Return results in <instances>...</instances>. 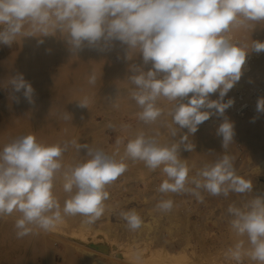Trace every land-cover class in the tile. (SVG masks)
<instances>
[{
  "label": "clouds",
  "instance_id": "clouds-1",
  "mask_svg": "<svg viewBox=\"0 0 264 264\" xmlns=\"http://www.w3.org/2000/svg\"><path fill=\"white\" fill-rule=\"evenodd\" d=\"M257 23H264V0H0V44L60 33L76 53L85 47L109 49L119 41L127 46V59L139 54L144 65H152L147 71L135 63L129 66L134 73L129 77L134 86L130 97L139 108L136 116L143 127L126 142L124 135H118L113 153L75 137L45 144L31 133L0 148V217L19 214L16 237L36 230L50 232L70 216L82 217L84 225L94 224L106 211L108 187L127 171L129 162L159 169L165 177L156 189L158 212L168 213L176 206L166 198L169 193L188 194L200 203L205 193L225 198L230 193H253V182L237 174L235 157L227 153L235 135L230 119L225 117L217 128L223 154L205 162L194 175H189L181 146L194 151L189 135L210 119L213 113L208 110L223 116L234 104V99L225 102L224 97L241 79L248 52L264 51V42L251 40L249 46L234 33L253 29ZM96 79L93 73L88 83L95 85ZM8 83L33 102L34 89L23 74ZM217 92L219 98L210 99ZM161 100L171 106L161 107ZM89 103L84 97L79 107L89 109ZM256 111L264 113V98L258 99ZM62 118L72 119L68 112ZM107 127L118 130L113 124ZM161 128L171 142L161 141ZM130 129L129 124L119 126L121 133ZM182 129L188 132L176 140ZM82 149L86 154L80 159L65 162V153ZM58 180L63 181V203L55 192ZM226 216L236 239L225 250V260L264 264V196L229 204ZM119 217L132 232L143 223L134 208L120 211ZM135 258L140 260V254Z\"/></svg>",
  "mask_w": 264,
  "mask_h": 264
},
{
  "label": "rangeland",
  "instance_id": "rangeland-1",
  "mask_svg": "<svg viewBox=\"0 0 264 264\" xmlns=\"http://www.w3.org/2000/svg\"><path fill=\"white\" fill-rule=\"evenodd\" d=\"M29 37H17L14 44L18 47L27 45L30 49L31 47L34 49V46L36 48L38 41L33 36ZM53 44L51 43L50 47ZM91 50L85 47L69 54L68 63L71 68L76 61V64H86L87 70L76 73L72 70L74 74L71 71L68 77L64 73L51 72L59 60L56 56L45 55L46 57H41L43 59H37V62L31 55L17 58V63L24 66L22 74L25 80L29 79L34 89L32 97L34 105L27 103L23 90L22 93L13 91L8 81L15 76H4L6 82H3L4 79L1 80L0 92L14 93L13 95L24 99L23 104L20 103L21 105L16 108L4 106L2 108L0 104V125L7 121L5 130L0 131V148L19 136L40 133L61 141L75 137L82 144L88 143L103 148L111 154L115 151L118 135H124L126 142L131 133H134L138 127H143L136 116L139 108L130 97V91L134 86L128 78L134 73L129 66L133 63L141 64L143 70L147 71L152 67L151 62L147 64L150 66H145L139 54L132 60L127 59V46L119 41H113V46L109 49ZM112 58L118 60L120 65H115L111 61ZM93 73L97 78L95 85L88 83ZM70 79L79 81L87 91L67 92L65 86ZM237 84L238 82L224 97L225 102L229 98L234 99V104L226 109L222 121L226 117L234 123L235 137L227 153L235 157L234 166L237 174L254 181H252L253 190L255 188L253 193L245 196L230 193L227 198L205 193L203 203L188 194L169 193L166 198H172L176 206L171 212L162 213L155 210V204L160 198L156 189L165 177L161 175L159 169L152 171L143 163L129 162L127 171L108 187L110 198L106 202V211L92 225H84L80 216H70L50 232L36 230L18 239L14 224L19 214L14 212L0 218V264H156L155 256L159 252L161 256H158L157 261L163 255L162 258L165 255L172 258L168 261L166 256L165 260L168 263L165 264H170L169 262L171 264H234L224 258L225 250L236 239L229 228L225 211L233 202L240 204L244 199L251 198L254 193V196H259L261 189L256 186L255 181L264 180V137L260 135L264 131V113L256 111V101L264 98V95L258 98H255L254 94L247 96ZM62 93L64 94L61 95ZM57 95H61L60 98ZM212 95L210 94V97ZM40 96L43 97L39 98ZM84 97L90 100L89 109L79 107V100ZM184 102L187 103V100ZM159 104L165 109L171 106L165 100L159 101ZM26 106L30 108H25ZM65 112H68L72 119L64 120L62 117ZM6 115L8 118L4 121ZM253 118H255L254 122ZM109 124L116 125L118 130L113 132L107 127ZM121 124L131 125L129 133L119 131ZM50 125L51 127H48ZM198 130L196 134L189 135L190 142L196 147L194 151H186L181 146V156L190 166L189 175H194L205 162L214 161L224 152L222 137L217 135V128L212 123L211 117L200 124ZM160 131V139L163 138L161 141L171 142L166 129L161 128ZM187 132V129H182L175 139L179 140L180 136ZM4 133L9 134L10 137ZM122 152L123 145L120 146V153ZM85 154L84 149L80 153L72 150L65 153L64 160L73 162ZM62 183V180H58L55 186L56 195L61 203L65 198ZM133 208L139 212L144 221L141 228L135 232L129 231L119 217L120 211ZM46 240L48 242H45ZM49 242L54 249L48 246ZM152 251L157 253L152 254L155 258L151 255ZM149 252L154 263L150 262V258L149 261L145 260ZM137 253L140 254V260L135 258ZM91 257L92 263L88 259ZM165 260H160L157 264H162ZM244 264H249V261L245 260Z\"/></svg>",
  "mask_w": 264,
  "mask_h": 264
},
{
  "label": "bare ground",
  "instance_id": "bare-ground-1",
  "mask_svg": "<svg viewBox=\"0 0 264 264\" xmlns=\"http://www.w3.org/2000/svg\"><path fill=\"white\" fill-rule=\"evenodd\" d=\"M234 36L247 43L249 46L251 45V40H258V41H261V42H264V23H257L253 29H248V30H238L234 33ZM36 38V41H38V46L35 48L34 46V49H31L29 47H27V45L25 47H18L16 46L13 42L11 45H5V44H0V84H1V80L4 79V76H9V77H12V76H17L18 74H22L23 72V67L22 65L18 64L17 63V58H19V56H26V55H31L33 57H35L36 59V62H37V59L45 56V55H48V56H56L59 58L58 60V63L55 64V67L53 69V71H51L52 73H64L66 77H68L70 74L71 75V71L73 70L75 73L78 72V71H85V69L87 68V65L86 64H82V63H78L76 64V61H75V64L74 66L71 68L70 64L68 63V56L70 53H72V51L69 49V46L67 44V41L66 39L60 34V33H56L55 35H49V36H33ZM32 37V38H33ZM30 38V37H29ZM63 40L65 39L64 41H60V40ZM43 41L42 43H39V41ZM54 42V44H53ZM31 43L33 44V42L31 41ZM53 44V46L50 47V44ZM19 45V43H18ZM88 49V48H87ZM93 50V49H92ZM91 50V51H92ZM94 51V50H93ZM96 51V50H95ZM84 52V51H83ZM97 52V51H96ZM78 55V54H77ZM93 56V54H92ZM46 57V56H45ZM78 57V56H77ZM124 57V56H123ZM95 58V57H93ZM142 58V57H141ZM43 59V58H41ZM80 61V60H79ZM115 65H120L119 61L115 60L112 58L111 60ZM128 63V62H127ZM126 63V64H127ZM123 64V63H122ZM91 65V64H90ZM141 65V64H140ZM114 66V65H112ZM145 66H150V65H145ZM37 67V66H35ZM90 68V66H89ZM26 69V68H25ZM24 69V70H25ZM113 69V68H111ZM115 69V68H114ZM113 69V70H114ZM122 69V68H121ZM87 70V69H86ZM72 71V72H73ZM83 71V72H84ZM74 72L72 74H74ZM124 73V72H123ZM129 73V72H128ZM83 74V73H82ZM129 75V74H128ZM126 76V74H125ZM8 78V77H7ZM5 81L3 82H6V79H4ZM129 80V78H128ZM69 82H66V86H65V89L67 92H70V93H75V92H86L87 89L77 80H68ZM126 81V80H125ZM124 81V82H125ZM28 82H29V79H28ZM39 82V81H38ZM83 82V81H82ZM123 82V83H124ZM3 84V83H2ZM35 84V83H34ZM37 84V83H36ZM125 84V83H124ZM130 84V83H129ZM238 84H239V87H241L242 89V92L245 94V95H255V98H258V96H262L264 95V51H261L259 53H257L256 51L254 50H250L247 54V57H246V62L242 68V76H241V79H240V82L238 81ZM237 84V85H238ZM241 84V85H240ZM38 85V84H37ZM85 85V83H84ZM90 86V85H89ZM21 92V91H20ZM91 92V91H90ZM22 93V92H21ZM69 93V94H70ZM14 94V93H13ZM13 94H5L3 92H0V104L2 105L1 107L3 108V106L5 108H16L20 103L23 104V99H20L19 97L13 95ZM64 93H62L61 95H63ZM66 94V93H65ZM84 94V93H83ZM82 94V95H83ZM60 95V96H61ZM67 95V94H66ZM81 95V96H82ZM85 95V94H84ZM190 95V94H189ZM58 96V95H57ZM60 96H58L60 98ZM43 97V96H42ZM41 96L39 98H42ZM66 97V96H65ZM64 97V98H65ZM263 97V96H262ZM68 98V97H67ZM219 98V94L218 92L217 93H214L212 95V97H210V99H218ZM252 98V97H251ZM26 99V98H25ZM39 99H37L38 101ZM41 100V99H40ZM249 100H251L249 98ZM26 100H24V103H25ZM66 101V100H65ZM64 101V102H65ZM40 102V101H38ZM63 102V103H64ZM163 102V101H162ZM254 102V101H253ZM257 102V101H256ZM29 103V101L27 102ZM20 104V105H21ZM34 105V103H32ZM61 104V103H60ZM256 104V103H255ZM25 105V104H24ZM27 105V104H26ZM64 105V104H63ZM127 105V103H126ZM61 106V105H60ZM170 106V105H169ZM128 107V106H127ZM254 107V106H253ZM4 108V109H5ZM25 108H30L28 106H26ZM231 110V109H230ZM234 111V109H232ZM255 110V109H254ZM210 112H212L213 114L211 115V119H212V123L216 126V128H218L217 126H219L220 123H222V116L219 115L218 113H216V111L214 109H210L209 110ZM258 113V112H257ZM13 114V113H12ZM228 114V113H227ZM251 114V113H250ZM261 115V114H260ZM263 115V114H262ZM235 116V115H234ZM3 117V116H2ZM253 117V116H252ZM8 118V116L6 115V117H4V121H6ZM13 118V117H12ZM11 118V119H12ZM6 119V120H5ZM264 119V118H263ZM261 119V120H263ZM10 121V120H9ZM264 121V120H263ZM262 121V122H263ZM6 125H7V121L1 126L0 125V131L3 132V130H5L4 128H6ZM137 125V124H136ZM202 125V124H201ZM205 126V125H204ZM207 126V125H206ZM48 127H51L48 126ZM71 127V126H69ZM208 128V126H207ZM210 128V127H209ZM206 130V129H205ZM199 131V130H198ZM215 131V130H213ZM28 132V131H27ZM68 133V132H67ZM210 133V132H209ZM208 133V134H209ZM5 134V133H4ZM26 134V133H25ZM34 134V133H33ZM64 134V133H63ZM196 134V133H195ZM202 134V133H201ZM204 134V133H203ZM207 134V135H208ZM6 135V134H5ZM9 134H7L6 136L7 137H10V135L8 136ZM37 138L38 141H40L41 143H45V144H52V143H56V142H60L61 140L57 138H50L43 135V134H40V133H35L34 134ZM61 135V134H60ZM262 137H264V131L261 132L260 134ZM59 136V134H58ZM178 136V135H177ZM204 136V135H203ZM217 136V135H216ZM167 137V136H166ZM194 137V136H193ZM235 137V135H234ZM260 137V136H259ZM168 138V137H167ZM163 139V138H161ZM166 139V138H165ZM168 140V139H167ZM171 140V139H170ZM206 142V141H205ZM208 142V141H207ZM205 146V145H203ZM202 146V147H203ZM196 148V147H195ZM253 148V147H252ZM235 149V148H234ZM235 151V150H234ZM242 152V151H241ZM257 154V153H256ZM261 157V156H260ZM244 158V157H243ZM243 160V159H241ZM257 161V160H256ZM247 166V165H246ZM248 167V166H247ZM254 170V169H253ZM250 174V173H249ZM262 176V175H261ZM257 178V177H256ZM255 180V179H254ZM258 180V178H257ZM253 181V180H251ZM254 182V181H253ZM255 184H257L256 186L261 189V192L259 194V196L263 195L262 194V191H264V180H258L255 181ZM255 186V185H254ZM255 186V187H256ZM255 191V188L253 190V192ZM255 194V193H254ZM253 194V195H254ZM257 196V195H255ZM243 200V199H242ZM245 200V199H244ZM213 201V200H212ZM224 210V209H223ZM226 212V211H225ZM224 212V213H225ZM195 213V212H194ZM209 213V212H208ZM2 218V217H0ZM3 220V219H1ZM5 220V219H4ZM203 221V220H202ZM144 222V221H143ZM217 223V222H216ZM1 225V224H0ZM143 225V223H142ZM146 225V223L144 224ZM149 225V224H148ZM217 226V225H216ZM219 226V225H218ZM147 227V226H146ZM205 227V226H204ZM20 239V238H19ZM45 242H48L47 240ZM45 244H48V243H45ZM48 246L51 248V249H54L53 246H50V242L48 244ZM18 248V247H17ZM69 252V251H68ZM147 252V250H146ZM70 253V252H69ZM145 253V252H144ZM155 253V251H152L151 252V255ZM147 254V253H145ZM157 253H155L156 255ZM154 255V256H155ZM161 256L160 252L158 253V255H156L154 258H155V262L156 264L157 263H160V260L163 261L165 260L166 256L164 258H159L158 261L156 260L158 258V256ZM208 255V254H207ZM4 256V255H3ZM141 256H142V253H141ZM149 256H150V252H149ZM147 255V258L145 259L146 261H149V258H150V262L151 263H154L153 261V258H152V261H151V257H149ZM5 257V256H4ZM33 257V256H32ZM85 256H83L84 258ZM146 256H144L145 258ZM171 258L169 256H167V260ZM3 259V258H2ZM87 259V258H86ZM92 259L91 258H88ZM163 259V260H162ZM172 259V258H171ZM170 259V260H171ZM176 259V257H175ZM167 260H165V262H162V264H165V263H168L166 262ZM73 261V260H72ZM169 261V260H168ZM172 261V260H171ZM75 262V261H74ZM174 262V261H173ZM92 263V261L90 262ZM171 264V262H169ZM200 263V262H199ZM9 264V263H8ZM110 264V263H109ZM113 264V263H111ZM115 264V263H114ZM155 264V263H154ZM172 264H175V263H172ZM198 264V263H197Z\"/></svg>",
  "mask_w": 264,
  "mask_h": 264
}]
</instances>
